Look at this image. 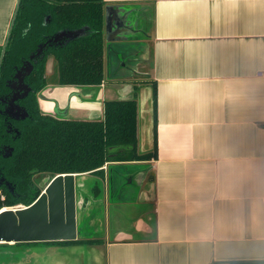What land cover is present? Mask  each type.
<instances>
[{
    "label": "crops",
    "instance_id": "obj_1",
    "mask_svg": "<svg viewBox=\"0 0 264 264\" xmlns=\"http://www.w3.org/2000/svg\"><path fill=\"white\" fill-rule=\"evenodd\" d=\"M16 1L0 0L1 46ZM102 1L132 19L125 40H103L102 82L45 80L39 105L100 119L102 101L123 98L119 82L148 59L156 123L142 90L136 137L150 159L101 165L103 236L40 241L44 249L21 255L72 264L65 254L86 246L96 249L88 264H264V0Z\"/></svg>",
    "mask_w": 264,
    "mask_h": 264
},
{
    "label": "trees",
    "instance_id": "obj_2",
    "mask_svg": "<svg viewBox=\"0 0 264 264\" xmlns=\"http://www.w3.org/2000/svg\"><path fill=\"white\" fill-rule=\"evenodd\" d=\"M103 1L102 0H18L0 59V87L14 67L44 44L32 59L25 75L35 92L45 86L46 58L55 64L59 85L98 86L103 80ZM59 31H78L60 42L45 40ZM1 49V45H0ZM150 88L149 100L155 126V81L131 85L132 96L102 101L100 119H62L39 115L28 101L29 120L20 122L15 160L7 164L9 176L18 185L19 196L6 194L3 204L30 203L40 192L32 175L57 173H101L106 162L150 159V153H135L138 118L137 96ZM140 89V90H139ZM139 90V91H138ZM154 136V127H153ZM155 136L152 152L155 154ZM127 156V158H125ZM93 186V194L99 193ZM75 241V240H72ZM67 241V242H72ZM231 264H258L254 261Z\"/></svg>",
    "mask_w": 264,
    "mask_h": 264
},
{
    "label": "water",
    "instance_id": "obj_3",
    "mask_svg": "<svg viewBox=\"0 0 264 264\" xmlns=\"http://www.w3.org/2000/svg\"><path fill=\"white\" fill-rule=\"evenodd\" d=\"M120 8L121 7L115 5L105 6L103 8V40L109 44L125 40V34L130 30L132 19L126 17V14H123V12H120ZM12 20L13 18L8 28ZM77 33L78 31H59L47 38L45 43L60 42L72 34ZM6 37L2 42L0 58L5 46ZM41 46H39L37 51H40ZM29 69L30 67H27L26 71H29ZM147 93L150 94V91H147ZM140 95L142 94L139 93L137 97V105L138 114L142 115V110L146 108V105L144 104L145 101L143 97H140ZM149 98L150 97H148L147 104H150ZM62 119H66V117ZM81 175L85 174L72 172L54 174V176L45 182L35 199L27 205L13 209H0V242L72 241L76 239L78 229L76 227L75 208L82 209L91 207L90 210H85L83 214L85 216L93 210L92 208L95 206L99 207V211H102L103 207V201H101L103 194L102 188H100L101 191L97 196H93L90 193L89 182L86 185L87 192L85 196L81 195L80 188L82 184L79 180L75 179L76 176ZM98 210L92 212L91 217L93 219H97L94 215ZM97 223H99V221H97Z\"/></svg>",
    "mask_w": 264,
    "mask_h": 264
},
{
    "label": "flooded vegetation",
    "instance_id": "obj_4",
    "mask_svg": "<svg viewBox=\"0 0 264 264\" xmlns=\"http://www.w3.org/2000/svg\"><path fill=\"white\" fill-rule=\"evenodd\" d=\"M55 43V42H52ZM50 44V43H48ZM38 45L34 52L29 54L27 59L22 60L18 66L14 67L12 73L3 79L1 87H0V201H4L6 199V194L9 193L13 196H19V188L18 185L13 181V179L9 176V172L7 171V164H11L12 161L15 160L16 150H17V142L20 137V122L29 120L31 112L28 108V101L30 97L33 98L34 106L32 107L35 112L39 115H48L50 117L61 118V114H59V110L56 105L53 103L54 108L52 106L51 113L48 112L45 106V103L41 102V106L39 105V99H43L46 97L42 89L44 86L35 92L28 85L25 79V75L32 68V59L35 55L41 52L44 45ZM39 46H41L40 51H37ZM3 54V52H2ZM2 57V55H1ZM1 59V58H0ZM47 61V58H46ZM1 62V61H0ZM133 64L132 62L130 63ZM27 67H30L29 71H26ZM21 79V80H20ZM59 100V97L56 96ZM48 100V99H47ZM51 101V100H49ZM94 176V180L90 182V193L93 196H97L100 193V188H102L101 178L102 176L99 174H91ZM36 178V185L38 183V179L42 177V175H32L31 177ZM100 178V179H99ZM100 180V181H99ZM99 181V182H98ZM95 185L99 189V193L95 192L97 195L93 194V186ZM38 187V186H37ZM41 190V189H40ZM0 206V209H13L16 206L23 207L27 204L22 203H12V204H3ZM92 210L87 214V218L91 221ZM81 226L78 229V233H83ZM32 242V241H31ZM28 243V242H24ZM23 242H0V257L6 253L4 250L8 247H15L12 250L15 252V255L22 254L16 246L19 244H24ZM35 243V242H34ZM1 261V260H0ZM2 264V263H0Z\"/></svg>",
    "mask_w": 264,
    "mask_h": 264
},
{
    "label": "rangeland",
    "instance_id": "obj_5",
    "mask_svg": "<svg viewBox=\"0 0 264 264\" xmlns=\"http://www.w3.org/2000/svg\"><path fill=\"white\" fill-rule=\"evenodd\" d=\"M48 60H50V58H48ZM149 65L150 64H149L148 59H147V61H145L143 63L139 62V63H137L136 65L133 66V67L136 68V71L133 72V73H135V75L132 76L130 80H123L124 82H119L120 80L116 81V82H119V85L121 87V90L119 91L121 97L126 98V99L131 97L132 93H131L130 86L132 84L135 86L137 84H140V83H143L145 81H148ZM46 66L48 67V69L45 68V72H46L45 80H46V82L48 84L51 85V83L55 82V78H56V75H55V64L52 63V65H51V60H50V61L46 62ZM49 66L51 67L52 70L50 69ZM142 89H143L144 92L146 90H150L149 87L148 88L143 87ZM51 95L54 96V97H56V96L60 97L58 95V89H56V88L52 90L50 96ZM58 101L61 102V97L59 98ZM74 117H76V116L68 115V116H66V119H68V118L74 119ZM134 147H135V149H134L135 153L136 152L137 153H142V152L138 151L137 141H136V144H135ZM125 158H127V156ZM35 178H38V176L35 177ZM93 178H94V176L91 175V174H86V175H81V176H76L75 177V179L79 180L81 182V184H82V187L80 188L82 196H85V193L87 192V186L86 185L89 182H91L93 180ZM47 180H48V176L47 175H42V177L38 179L37 186L42 189L43 188L42 186L45 184V182ZM87 209L90 210L91 207L82 208V209L77 208V207L75 208V218H76V227H77V229H79V227L82 224V225H84L82 227V230H83V232L85 234L90 235L91 237L92 236H96V237L103 236V230H104V228L107 225L108 219L110 218L109 217L110 209L108 210L107 215H103V211H101V210L99 211L98 210L99 207L95 206L94 208H92L93 209L92 211L94 212L95 210H98L97 213L94 215V216H96L97 219H93L91 217L92 218L91 221L87 218V215H85V216L83 215L85 213V210H87ZM97 221H99V223H97ZM81 236H85V235L84 234L82 235L81 232H79L77 234V237H81ZM24 242H28V243H24ZM24 242H23L24 244H22V245L19 244L18 246H16L18 251L23 252V255H24V253H27V251H29V250L44 249V245H45V243H43V242H35V243L31 242V241H24ZM13 248H15V247H8L7 249L4 250L6 253H4L3 256L0 257V260H1L0 263H2V264H31L30 261H29L30 257L32 256L31 254L26 255V257H23V255H21V254L20 255H15L14 254L15 252L12 250ZM86 249H87V247L83 246L80 249H77L76 251H73L71 254L66 253L65 256L72 261V264H88L89 262L92 263V261H91L92 252L96 251V249L95 248H92V249H89V250H86ZM48 254H50V251H48ZM79 254H82L83 257L78 260ZM41 255L44 256V258H45V253H42Z\"/></svg>",
    "mask_w": 264,
    "mask_h": 264
},
{
    "label": "built area",
    "instance_id": "obj_6",
    "mask_svg": "<svg viewBox=\"0 0 264 264\" xmlns=\"http://www.w3.org/2000/svg\"><path fill=\"white\" fill-rule=\"evenodd\" d=\"M258 75H264V70H260L259 73H258ZM19 207H21V206H16L14 208H19Z\"/></svg>",
    "mask_w": 264,
    "mask_h": 264
}]
</instances>
